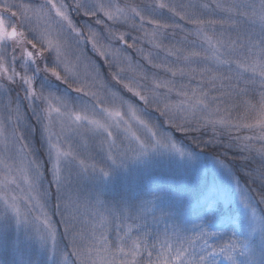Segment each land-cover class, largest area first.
Segmentation results:
<instances>
[{
  "label": "snow or ice",
  "instance_id": "snow-or-ice-1",
  "mask_svg": "<svg viewBox=\"0 0 264 264\" xmlns=\"http://www.w3.org/2000/svg\"><path fill=\"white\" fill-rule=\"evenodd\" d=\"M38 73L81 103L42 91ZM168 129L219 151L209 164ZM160 162L157 190L136 202L85 188L113 168ZM225 180L251 214L243 238L218 215L231 200ZM53 189L58 222L44 211ZM253 192L264 205V0L0 3V210L53 246L62 235L63 264H264ZM217 227L231 229L227 240ZM149 240L160 250L142 259Z\"/></svg>",
  "mask_w": 264,
  "mask_h": 264
},
{
  "label": "rangeland",
  "instance_id": "rangeland-1",
  "mask_svg": "<svg viewBox=\"0 0 264 264\" xmlns=\"http://www.w3.org/2000/svg\"><path fill=\"white\" fill-rule=\"evenodd\" d=\"M29 35L31 34L29 33ZM133 55L135 54L133 53ZM49 62L50 61H45V63ZM19 63L20 61H17V65H19ZM36 86L45 93L64 96L75 103H81L76 93L72 92L66 87V85L56 81L54 78H49L45 73H38L36 75ZM12 94L15 95L16 92L13 91ZM125 95L130 96L128 93H125ZM132 99L135 100L136 98ZM175 139L178 142L180 141L176 137ZM34 143L38 149L37 154L41 159L44 169L46 170V178L50 180V173L47 169H50L51 165L46 155V149L41 148V145L44 142L39 132H37L34 137ZM187 147L198 153L207 163H211V157L205 151L201 152L200 149L195 146L188 145ZM168 167L169 165L167 163L160 162L153 165L150 170L145 166L130 163L126 168H113L111 174L107 178H93L91 181L86 183L85 188L95 194H99L100 197L108 203L124 201L136 202L142 197L157 190L158 186L151 179V177L153 174L158 175L162 170H165ZM240 184L241 188L246 187L241 182ZM225 186L231 194V200L227 206H225L222 202L217 206L218 215L224 217L229 224L241 226L240 234L243 238L244 226L251 222V214L249 210L245 209L240 203V195L236 191L235 184L225 180ZM21 187L25 189V192L22 193V195L26 197L27 185L21 182ZM17 192H19V190H17ZM13 194L17 193L14 192ZM33 195H35V193H33ZM252 195L255 196L256 199L252 201L250 200V206L255 208L258 215H264V205L258 204L259 196L254 193H252ZM40 203L43 204L44 201L41 200ZM21 205L23 206V200H21ZM35 211L37 214L39 213V209H36ZM44 211L47 212L54 221H59V216L54 215V189L53 194L50 196L49 204H45L44 206ZM56 227L60 232H63L62 226L58 223L56 224ZM212 230L223 233L224 240L228 239L231 232V229L224 227H217ZM9 238L10 241L16 243H9ZM149 242L150 248H147L145 252L147 254L148 251H151L153 254L151 259H153L155 258L154 255L159 252L160 247L159 245L153 247L152 241L149 240ZM213 242L219 243L220 241L214 240ZM67 251V241L62 235L58 234L56 244L53 246L50 242L42 241L34 229L16 226L14 220L7 218L3 210H0V264H63V254ZM146 259H149L148 255Z\"/></svg>",
  "mask_w": 264,
  "mask_h": 264
},
{
  "label": "trees",
  "instance_id": "trees-1",
  "mask_svg": "<svg viewBox=\"0 0 264 264\" xmlns=\"http://www.w3.org/2000/svg\"><path fill=\"white\" fill-rule=\"evenodd\" d=\"M165 128H167L166 125H165ZM168 131H170V133H171L172 135H174L177 139H179L180 141H183V143H184L185 145H187V146H188V145H189V146H195L194 144H192L191 141L185 139L183 133L178 132V131H176L175 129H168ZM242 134L247 135V134H250V133L248 132V130H243ZM193 135H194V134H193ZM216 151H219V149L212 148V149H206V150H205V152H206L207 154H209L210 156H211L214 152H216ZM240 182H241L242 184H244L246 187H250V186L248 185V183H247V178H246V177L241 176V177H240ZM251 187H257V185H256V184H252ZM253 193H254L255 195H257L256 192H253ZM257 196H258V195H257ZM147 248H150V242L148 243V247H147ZM155 256H156V255H154V257H155ZM146 258H147V254H146V252L144 251V257H142V259H146ZM151 258H152V256L149 257V260H151Z\"/></svg>",
  "mask_w": 264,
  "mask_h": 264
},
{
  "label": "clouds",
  "instance_id": "clouds-1",
  "mask_svg": "<svg viewBox=\"0 0 264 264\" xmlns=\"http://www.w3.org/2000/svg\"><path fill=\"white\" fill-rule=\"evenodd\" d=\"M5 2H7V0H0V3H5ZM9 22L14 23L16 25V27H18V28H21L23 26L22 21L18 18L15 20H10Z\"/></svg>",
  "mask_w": 264,
  "mask_h": 264
}]
</instances>
